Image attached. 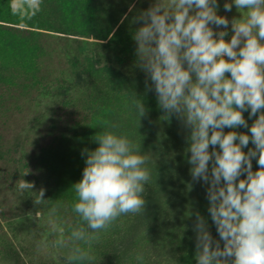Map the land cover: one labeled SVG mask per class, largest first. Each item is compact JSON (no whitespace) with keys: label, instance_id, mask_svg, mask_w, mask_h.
I'll use <instances>...</instances> for the list:
<instances>
[{"label":"rangeland","instance_id":"rangeland-1","mask_svg":"<svg viewBox=\"0 0 264 264\" xmlns=\"http://www.w3.org/2000/svg\"><path fill=\"white\" fill-rule=\"evenodd\" d=\"M152 3L43 0L35 16L22 18L11 0H0V264H67L69 249L53 246L57 235L47 220L55 208L66 237L81 225L72 210L73 185L85 166L81 152L97 147L94 137L106 124L141 143L151 157V180L144 209L100 233L90 264H196L197 211L219 238L207 186L190 174L187 133L174 115L164 117L137 67L134 18ZM218 3L220 15L239 17L234 5L226 12L225 0ZM134 95L147 109L140 124ZM244 116L251 125L254 117ZM22 178L34 189L21 193ZM40 188L46 201L35 205Z\"/></svg>","mask_w":264,"mask_h":264},{"label":"clouds","instance_id":"clouds-1","mask_svg":"<svg viewBox=\"0 0 264 264\" xmlns=\"http://www.w3.org/2000/svg\"><path fill=\"white\" fill-rule=\"evenodd\" d=\"M42 3L11 0V7L31 18ZM233 5L240 15L229 20L219 14L218 0H153L134 18L137 67L146 75V90H154L164 117L174 115L186 131L192 180L207 186L208 213L219 238L197 211L196 264H264V0H225L224 10ZM133 108L140 124L147 109L136 95ZM245 111L254 117L251 125ZM117 127L106 124L94 137L97 147L81 152L85 166L73 185L72 206L81 225L66 237L65 226L53 218L57 210L49 214L50 232L57 235L53 246L68 247L67 264H90L100 233L145 207L151 157ZM34 187L24 178L17 184L21 193ZM36 193L34 204H43L45 189Z\"/></svg>","mask_w":264,"mask_h":264},{"label":"trees","instance_id":"trees-1","mask_svg":"<svg viewBox=\"0 0 264 264\" xmlns=\"http://www.w3.org/2000/svg\"><path fill=\"white\" fill-rule=\"evenodd\" d=\"M187 264H192V262H188Z\"/></svg>","mask_w":264,"mask_h":264}]
</instances>
